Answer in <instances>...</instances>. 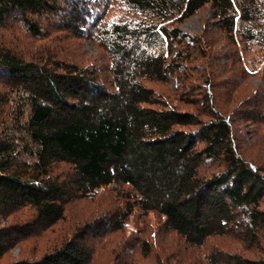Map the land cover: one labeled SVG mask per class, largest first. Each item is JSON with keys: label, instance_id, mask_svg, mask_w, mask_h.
Instances as JSON below:
<instances>
[{"label": "trees", "instance_id": "1", "mask_svg": "<svg viewBox=\"0 0 264 264\" xmlns=\"http://www.w3.org/2000/svg\"><path fill=\"white\" fill-rule=\"evenodd\" d=\"M61 1L0 0V23L9 10L23 12L24 29L37 38H45L51 19L69 15L70 27L62 29L95 42V63L103 61L56 63V54L34 64L0 48V70L10 76L0 94V113L10 112L0 131V261L65 220L71 203L91 197L92 209L102 208L97 195L114 203L104 217L92 212L53 251L7 264H91V237L108 231L102 219L113 233L134 216L142 233L151 213L164 219L158 235L176 234L189 249L234 233L246 216L247 242L264 253V163L243 150L238 125L262 123L264 101L256 99L246 119L218 99L222 92L212 95L235 92L229 62L204 35L190 38L175 26L209 6L218 31L234 44L239 38L252 64L263 62L264 0H111L124 14L112 21L93 13L98 5L91 0ZM33 17L49 24L41 28ZM259 75L264 79V70ZM173 77V92L157 89ZM26 209L27 220L11 222ZM149 243L142 242L144 253ZM130 257L124 264H136ZM207 264H264V257L212 249Z\"/></svg>", "mask_w": 264, "mask_h": 264}, {"label": "rangeland", "instance_id": "2", "mask_svg": "<svg viewBox=\"0 0 264 264\" xmlns=\"http://www.w3.org/2000/svg\"><path fill=\"white\" fill-rule=\"evenodd\" d=\"M59 2H63L58 0ZM93 3L98 5L94 12L101 15V18L107 17L109 20H116L120 16L124 15L120 11V4L111 0H91ZM66 6V5H65ZM100 6V7H99ZM28 15L27 12H25ZM23 12L9 10L5 16L4 22L0 23V48H10L13 51L18 52V55L22 56L25 60L32 61L34 64H39L43 58H52L54 55L59 57L55 59V62H74L83 66H91V64H100L103 61L98 60L101 58V48L84 36H74L73 31L62 29L63 24L67 26L69 15H60L51 19L49 27H47V32L45 38H37L34 35L26 32L27 23L25 22V17L22 16ZM36 22L35 25H42L44 28L49 23L47 20L38 19L33 17ZM61 19V20H60ZM212 17V12L209 6H206L194 17L183 21L178 26L183 30L186 35L190 38L196 36V34H202L206 38L212 47L221 51L225 55V60L228 65V76L237 83L235 92L231 98L225 89H213L214 92H222L220 101L222 103L227 102V106L240 110L243 115H246L248 119L249 114L252 112L251 107L255 100H259L256 105H260L264 101V79H262L261 74L264 70V61L256 64H252L250 58V53L239 44V38L232 43L230 39L225 34H221ZM58 21H61L59 25ZM98 24V19L94 21L91 20L90 32L94 33ZM70 26H67V28ZM45 29V28H44ZM62 29V30H61ZM189 38V39H190ZM188 39V38H187ZM234 51V55L232 52ZM236 51V55H235ZM227 58H230V60ZM224 60V61H225ZM54 62V61H52ZM94 62V63H93ZM97 64V65H98ZM0 70V94H3L6 82L10 80V76ZM175 77V76H174ZM170 78L169 83L165 86L158 85L157 89H168L173 92L176 85V79ZM230 86V84H229ZM232 87V86H231ZM9 88V87H8ZM234 90V89H233ZM5 94V93H4ZM196 100L203 102V97L196 96ZM192 99V98H191ZM190 99V100H191ZM196 101V102H197ZM225 101V102H224ZM14 104L16 102L14 101ZM216 106V103H215ZM5 106L0 107V111ZM199 107L202 108V103ZM189 109L194 110L195 107H189ZM10 112L4 111L0 113V121L5 118L9 121L8 114ZM10 115V114H9ZM242 115V118H243ZM239 130L241 138H243V150L247 152L249 156L253 155L254 158H258L264 163V121L262 123H255L250 121L247 122L245 119L239 122ZM2 121L0 122V131L2 130ZM68 166L63 164L56 171L63 175ZM111 196V195H110ZM98 203L100 202L103 206L102 208L92 209L93 204L91 202L93 198L88 197L81 201L71 203L67 210L66 219L56 223V225L43 233L42 235H35L30 237L27 241L19 243L15 248L8 251V254L0 261V264L12 263L13 261L28 258L37 259L40 258L47 252L53 251V248L61 245L65 240L69 239L74 235L76 230V222L84 219L92 212L95 213V218H99L106 214L105 208H110L114 203L111 202V198L96 197ZM262 209H264V198L262 201ZM101 210V211H99ZM31 211L19 210L16 211L10 218L13 221H25L30 217ZM100 218V219H101ZM146 228L145 231L139 233V228L142 230L144 226H138L137 222L134 220V216L130 217L128 225L129 227H120L118 230L111 233L110 225L107 223L106 219L101 220L104 224L102 228L108 230L103 235L97 237H91V244L97 248L95 253V258L92 260L91 264H116L118 261H124L130 258L135 260L136 264H167L165 263V257L170 258L169 264H178L177 260L184 259L182 264H207L208 255L211 254V250L215 249L221 252L236 253L242 255L244 258H259L264 257L262 249L258 246H252L247 242L249 240L248 235L245 233V225L248 224V219L243 216V225L240 227L235 226L233 229L234 233L224 234L221 236H214L210 238L205 245L196 249H189L182 245L183 240H181L176 234H164L158 235V229L161 227L163 220L158 214H149L145 217ZM119 227V226H118ZM117 228V227H116ZM93 233H95L94 230ZM157 233V235H156ZM91 232H89V235ZM146 240L150 242L149 253L143 252L142 242ZM101 256V257H99ZM199 257L201 261H199Z\"/></svg>", "mask_w": 264, "mask_h": 264}]
</instances>
